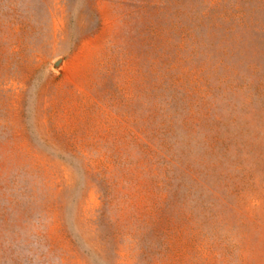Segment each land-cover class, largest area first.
<instances>
[{
  "label": "rangeland",
  "instance_id": "374dc122",
  "mask_svg": "<svg viewBox=\"0 0 264 264\" xmlns=\"http://www.w3.org/2000/svg\"><path fill=\"white\" fill-rule=\"evenodd\" d=\"M0 264H264V0H0Z\"/></svg>",
  "mask_w": 264,
  "mask_h": 264
}]
</instances>
